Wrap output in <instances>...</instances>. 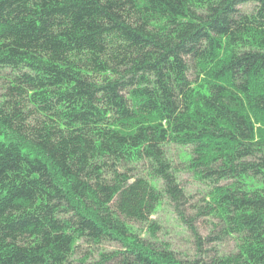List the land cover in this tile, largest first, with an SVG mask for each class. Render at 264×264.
Returning a JSON list of instances; mask_svg holds the SVG:
<instances>
[{"label": "trees", "instance_id": "16d2710c", "mask_svg": "<svg viewBox=\"0 0 264 264\" xmlns=\"http://www.w3.org/2000/svg\"><path fill=\"white\" fill-rule=\"evenodd\" d=\"M0 264H264V0H0Z\"/></svg>", "mask_w": 264, "mask_h": 264}, {"label": "rangeland", "instance_id": "374dc122", "mask_svg": "<svg viewBox=\"0 0 264 264\" xmlns=\"http://www.w3.org/2000/svg\"><path fill=\"white\" fill-rule=\"evenodd\" d=\"M181 176L183 177L182 181L185 182L186 188L190 194L193 193V191L194 193H202L204 191V187L195 181L188 172H183ZM151 219L157 221V225L159 226L156 235L154 237L152 236V229H149L148 223L136 224L135 232L137 235L149 239V241L154 244L160 243V239H157L158 236L164 237L173 244L175 249L181 250L182 252L186 251L188 248H193L192 241L194 239H192L185 225L178 219L174 212V208L168 203H164L160 210L151 216ZM209 230L204 231L203 233L206 234ZM119 247L120 245L117 242L101 244L100 248L104 251H111L117 248L119 249ZM95 257L98 258L97 256Z\"/></svg>", "mask_w": 264, "mask_h": 264}]
</instances>
